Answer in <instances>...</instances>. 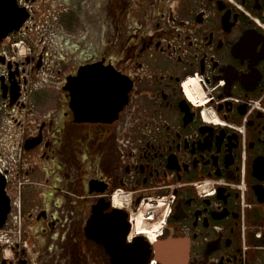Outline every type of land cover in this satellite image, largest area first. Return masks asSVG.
<instances>
[{"label":"flooded vegetation","instance_id":"1","mask_svg":"<svg viewBox=\"0 0 264 264\" xmlns=\"http://www.w3.org/2000/svg\"><path fill=\"white\" fill-rule=\"evenodd\" d=\"M0 185V264H264V0H0Z\"/></svg>","mask_w":264,"mask_h":264},{"label":"water","instance_id":"2","mask_svg":"<svg viewBox=\"0 0 264 264\" xmlns=\"http://www.w3.org/2000/svg\"><path fill=\"white\" fill-rule=\"evenodd\" d=\"M8 210L9 202L4 196L2 185H0V226L3 224ZM122 211L116 210L106 214L102 209L95 207L87 222L86 233L89 238L104 246L111 257L112 264H144L145 253L143 251L136 252L131 246L123 242L128 231V222L125 221L126 212H124L125 217L120 214ZM122 221L127 224L125 230L122 228L123 224L119 225V222L122 223ZM155 244L157 250L161 253V259L168 264L169 257L163 254L164 249L167 248L166 243L157 242Z\"/></svg>","mask_w":264,"mask_h":264},{"label":"bare ground","instance_id":"3","mask_svg":"<svg viewBox=\"0 0 264 264\" xmlns=\"http://www.w3.org/2000/svg\"><path fill=\"white\" fill-rule=\"evenodd\" d=\"M124 196V195H123ZM153 209V206H148V207H146V208H144V209H142L143 211H142V214L138 217V221H139V223H141L144 219V216L146 215V214H148L151 210Z\"/></svg>","mask_w":264,"mask_h":264},{"label":"built area","instance_id":"4","mask_svg":"<svg viewBox=\"0 0 264 264\" xmlns=\"http://www.w3.org/2000/svg\"><path fill=\"white\" fill-rule=\"evenodd\" d=\"M18 49L21 50L22 49L21 46H19ZM20 54H22V53H20ZM144 230L146 231L147 236H148L149 239H152V238L155 239V238H157L159 236V234L156 235V233L155 234L153 233V229L152 228H147V229H144Z\"/></svg>","mask_w":264,"mask_h":264},{"label":"rangeland","instance_id":"5","mask_svg":"<svg viewBox=\"0 0 264 264\" xmlns=\"http://www.w3.org/2000/svg\"><path fill=\"white\" fill-rule=\"evenodd\" d=\"M196 86L200 87L198 83L195 84ZM153 210V209H152Z\"/></svg>","mask_w":264,"mask_h":264}]
</instances>
